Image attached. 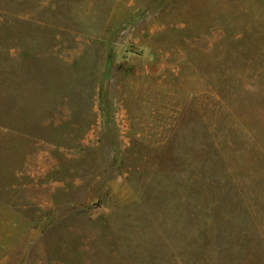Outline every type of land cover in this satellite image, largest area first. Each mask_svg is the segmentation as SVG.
<instances>
[{"label":"rangeland","instance_id":"1","mask_svg":"<svg viewBox=\"0 0 264 264\" xmlns=\"http://www.w3.org/2000/svg\"><path fill=\"white\" fill-rule=\"evenodd\" d=\"M0 264H264V0H0Z\"/></svg>","mask_w":264,"mask_h":264}]
</instances>
